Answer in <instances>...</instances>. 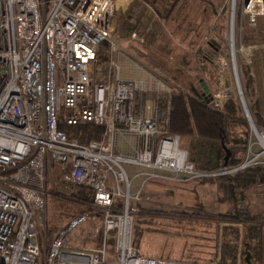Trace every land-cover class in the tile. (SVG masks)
<instances>
[{
	"label": "built area",
	"instance_id": "2783aa9c",
	"mask_svg": "<svg viewBox=\"0 0 264 264\" xmlns=\"http://www.w3.org/2000/svg\"><path fill=\"white\" fill-rule=\"evenodd\" d=\"M240 1L248 25L264 22V0ZM238 2L232 0L230 35L236 82V53L250 62L257 46L236 48V30L244 29L237 28ZM118 7V0H0V264H217L219 258L202 262L150 256L134 244L130 202L141 200L142 190L130 194L132 179L124 165L199 178L264 164V130L247 118L250 139L240 165L216 171L196 167L181 136L170 130L173 88L150 89L121 74L113 56L119 49L113 36ZM106 43L108 68L98 77L97 53ZM214 55L218 87L211 104L223 111L232 97L229 64L224 50ZM87 122L103 128L100 139L83 143L59 128L60 123ZM54 164L64 168L63 183L92 190V205L100 212L69 219L43 256L39 232ZM117 198L123 207H116ZM89 221L97 224L95 233L101 231L97 246L75 242Z\"/></svg>",
	"mask_w": 264,
	"mask_h": 264
},
{
	"label": "rangeland",
	"instance_id": "374dc122",
	"mask_svg": "<svg viewBox=\"0 0 264 264\" xmlns=\"http://www.w3.org/2000/svg\"><path fill=\"white\" fill-rule=\"evenodd\" d=\"M135 3V1L131 0H118L119 7L114 17L113 36L119 41V49L115 52L119 56L117 60H119L118 62L121 65L122 75L125 77L128 69L127 67L124 68V66L131 63L125 58H128L127 56L132 57L124 46L126 41L125 32L128 33V27L131 25L129 22V9L125 10V7L137 6ZM145 6L152 7L148 2H146ZM232 11V0H182L172 12L168 14L164 12L163 16L158 14L153 7L149 14H143L142 12L141 17L146 19L147 22L145 23L146 26L142 25L141 27H148L147 31L150 33H148L146 38L143 37L141 39L148 48L147 54L149 53V57L147 58H149V61L139 57V62L143 64L152 62L153 66L157 65L163 72L164 79L172 86L191 91L190 87L193 85L194 89L199 92L205 91L204 86H207L212 95L218 87V66L214 52L224 50L229 64L228 85L232 88V97L238 99L244 113L242 102L238 95V85L234 76L233 57L231 54ZM235 14L237 28L240 26L244 27L242 32L236 30V48H240L242 45L257 44L252 52L250 62H246L239 52L236 53L238 75L240 74L241 66L246 64L255 70L258 87L257 95H260L261 103L264 106V22L261 19L256 26L248 25L245 19L241 17L240 0L237 3ZM210 40L220 42L222 47L218 46L219 48L215 49L208 43ZM104 45L110 49L108 43ZM201 51L208 54L212 60L203 58ZM205 60L206 64L204 66L202 64ZM157 66L153 68L158 71ZM107 68L108 62H99L96 65L98 77H104ZM240 83L242 86V79H240ZM253 138L256 139L255 136ZM208 144H212V142L193 138L181 140V146L189 151L190 159L196 166L205 171H210V169L217 166L220 153L218 151L219 146L216 149L214 147L205 149L202 147V145ZM255 149L257 151L258 147L255 146ZM204 158H207V161ZM124 168L132 179L130 194L133 195L140 189L142 190L141 200L137 201L143 208L141 211L143 213L157 214L149 217L151 218L149 221L141 224L143 232L140 238V248L143 253L150 256L171 255L175 258L198 256L211 260L220 257L222 227L227 224L225 222L220 223L219 243L216 249L217 240H214L217 236L216 224L203 220L194 221L192 219L193 214H190L193 211L216 214L229 212L233 208L229 201H224L225 196L218 192L216 181L203 180L200 177L190 178L185 174L160 170H155L157 173L156 177H150L140 173L143 171L155 173L154 171L133 165H124ZM63 170L64 168L61 164H54L50 167L51 174L49 175L47 186L46 215L44 226L41 228L43 256H45L48 244L55 232L68 221L69 214L72 211H79L84 208H80L77 203L64 199L61 195L54 196V192L50 191L54 189L60 193H70L71 187L61 180ZM135 173H138V175L135 176ZM262 189H264V186L250 189L245 198L236 201L237 210L249 213L250 210L256 208L258 212L255 215L264 219V190L262 191ZM130 204L133 208L138 207L136 200L133 198ZM86 207L88 211L96 210L92 203L90 205L87 204ZM96 211L100 212L99 210ZM187 216L188 218H186ZM187 219H191L193 223H189ZM46 225H51V227L56 225L57 227L51 237L46 233ZM96 225V223L89 221L82 228L86 232L94 231L96 230ZM240 232L238 264H246L245 245L242 243L244 236L243 226H240ZM77 243L88 246L97 245L96 240H91V238L86 240L83 237H80Z\"/></svg>",
	"mask_w": 264,
	"mask_h": 264
},
{
	"label": "trees",
	"instance_id": "16d2710c",
	"mask_svg": "<svg viewBox=\"0 0 264 264\" xmlns=\"http://www.w3.org/2000/svg\"><path fill=\"white\" fill-rule=\"evenodd\" d=\"M144 1L148 2L158 14L163 16L164 12H166V14L172 12L176 5L181 3L182 0ZM208 43L215 49L222 47V44L218 41L210 40ZM201 53V56L206 60H212L204 51H201ZM108 57L109 47L102 44L97 53V64L101 61L107 63ZM239 76L243 82V91L254 122L258 128L264 130V109L262 108L260 97L257 95L258 87L255 70H253L250 65L246 64L245 66H241ZM172 87L174 88V91L170 97L171 132L179 134L182 139L193 138L212 142V144L202 145L204 149L211 147L216 149L217 146H219L218 151H220V153L218 155V164L216 167L210 169V171L240 165L247 156L250 127L248 120L239 105L238 99L231 97L226 102L224 110L220 111L211 104V92L203 96L202 93L204 90L200 92L196 91L193 85L190 87L191 91L184 90L181 87ZM59 128L66 131L69 137H76L83 143L100 139L103 131L101 126L91 122L79 125L60 123ZM228 154L229 158L227 160V165H225L226 156ZM204 159L207 161V158ZM196 167L203 170L198 166ZM200 178L203 180L216 181L218 184V192L223 194V196H225L224 201H229L233 207L229 212H219L216 214H207L203 211H193L190 213L193 214L192 219L194 221L203 220L208 223L212 222L216 224L217 236L214 238L215 241L217 240V244L215 245L216 249L219 243L218 234L220 223L225 222L227 224L222 227L220 257L217 264H238V246L241 234L240 226H243L244 234L242 243L245 247L246 245H249V251L252 255V264H264V219L255 215L258 212V209L256 208L250 210L249 213H245L241 210L238 211L236 208V201L245 198L250 189L264 186V164H255L229 174L205 176ZM263 190L264 189H262V191ZM50 191H52V193L54 192V196L61 195L64 199L77 203L80 208L84 207L82 210L72 211L69 214L68 220L77 214L87 212L88 208L86 205H90L93 202L92 190L81 186L71 187L69 194L60 193L54 189H51ZM136 203L138 204V207L134 208L133 241L135 245L140 246V238L143 232L141 227L142 222L149 221L151 219L149 217H153L157 214L143 213L141 211L143 209L140 206L141 204L137 201ZM115 205L117 208L123 207V199L117 198ZM186 218H188V216ZM187 221L193 223L191 219H187ZM46 226V233L51 237L57 227L56 225H52V227L51 225ZM41 231L42 229L39 232V238L41 243H43ZM80 237H83V239L86 238V240L87 238L96 240V244L99 245L101 242V231L97 233L94 231L86 232L84 228H80L77 232L75 242H78ZM110 242L113 244L114 240L112 239ZM162 256L175 258L171 255L163 254ZM176 258L202 262L211 260L198 256Z\"/></svg>",
	"mask_w": 264,
	"mask_h": 264
},
{
	"label": "crops",
	"instance_id": "0c3cea01",
	"mask_svg": "<svg viewBox=\"0 0 264 264\" xmlns=\"http://www.w3.org/2000/svg\"><path fill=\"white\" fill-rule=\"evenodd\" d=\"M131 1H135L137 6H132L131 8H127L129 9V22L131 23V25L128 27V33H126V35H124L126 41L124 43L125 49L126 51H128L132 57L127 56L128 58H125V60H129L131 63H129L130 65H125V67H127V76H123L126 79H135V80H141L144 81L146 83V85L150 88V89H157L162 85H166L168 87H171L170 84L167 83V81L164 79V74L163 72H161V70L158 68V71L155 70L156 65H152V62H146L145 64L140 63L139 59H148L149 61V53L147 54V46L146 44H144L142 42V38H146L148 35V31L147 28L145 27V23L147 22L146 19H144L143 17H141L142 12L143 14H149L152 9V7H146V2L144 0H131ZM148 5V4H147ZM124 10V11H125ZM121 14V13H119ZM123 15V13H122ZM138 16V17H137ZM142 25H145L144 27H141ZM150 34V33H149ZM140 37V38H139ZM122 38V37H121ZM129 55V54H128ZM113 56L118 59V54L117 52L113 53ZM140 57V58H139ZM109 59V57H108ZM119 61V60H118ZM206 64V60L204 61V63L202 65L205 66ZM121 74H122V69H121ZM167 78V77H165ZM260 96V95H259ZM261 100V98H260ZM147 104H151L152 100L148 99L146 101ZM262 104V103H261ZM262 108L264 109V106L262 105ZM123 146V143L121 144ZM126 165H133V164H126ZM133 166H138L140 168L149 170V171H154L155 170H159V169H150V168H146V167H142L139 165H133ZM160 171H164V170H160ZM170 172V171H167ZM174 173V172H172ZM140 174L142 175H149L150 177H156L157 173H147L146 171L141 172ZM138 175V173H135V176Z\"/></svg>",
	"mask_w": 264,
	"mask_h": 264
},
{
	"label": "water",
	"instance_id": "95a60500",
	"mask_svg": "<svg viewBox=\"0 0 264 264\" xmlns=\"http://www.w3.org/2000/svg\"><path fill=\"white\" fill-rule=\"evenodd\" d=\"M235 70L237 71L238 95H239V98H240V100L242 102V106H243V109H244L245 116L257 128V126H256V124L254 122V119L252 117V114L250 112V108L248 107V105L246 103V99H245V96H244V93H243V89H242V86H241V83H240V78H239V75H238L237 67L235 68ZM204 87H205L204 88L205 91L202 93L203 96L210 93V90L208 89V87L207 86H204ZM228 158H229V154L226 156L225 165H227ZM245 253H246V256H245L246 264H252V255H251V252L249 251V245H246Z\"/></svg>",
	"mask_w": 264,
	"mask_h": 264
}]
</instances>
